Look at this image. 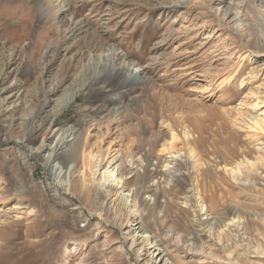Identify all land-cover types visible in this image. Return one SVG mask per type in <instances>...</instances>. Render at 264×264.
I'll list each match as a JSON object with an SVG mask.
<instances>
[{
  "label": "rangeland",
  "instance_id": "374dc122",
  "mask_svg": "<svg viewBox=\"0 0 264 264\" xmlns=\"http://www.w3.org/2000/svg\"><path fill=\"white\" fill-rule=\"evenodd\" d=\"M21 1L0 0V264H133L125 218L182 264H264V0ZM114 53L135 72L102 71Z\"/></svg>",
  "mask_w": 264,
  "mask_h": 264
},
{
  "label": "bare ground",
  "instance_id": "6f19581e",
  "mask_svg": "<svg viewBox=\"0 0 264 264\" xmlns=\"http://www.w3.org/2000/svg\"><path fill=\"white\" fill-rule=\"evenodd\" d=\"M23 2H24V0L21 1V4H23ZM67 6H68V2L67 1H63V4L59 7V9H61L63 7H67ZM23 9H25V11H23V13L27 14L26 10L28 9V7H24ZM115 55H117V54L114 53L111 58L105 57L104 63L101 64V70L107 73L108 72L107 66L111 65L110 71L115 70L116 74H121V73L128 72L129 68H125L124 69L123 65L114 64V62L116 60L114 58ZM133 72H135V71H131L130 74L133 73ZM137 76H138V73H137ZM107 77L108 76L105 74L104 77H103L104 82L107 80ZM262 121H264V120H262ZM176 140H177L176 134L171 133L170 141H168L167 143H165L163 145V149L167 150L168 152H171L172 151L171 149H173L174 143H175ZM67 141H68V139H65V137H60L58 139V141L56 142L55 146L52 148L53 152L51 153V156L52 157H57L59 154H61V152L63 151ZM76 146L74 148H76ZM84 156L85 157H83V158H85V161H89V162H91V159L94 158L93 154H90V156L88 154L84 155ZM100 166H101V162H99L97 160V162L93 164V168L95 167L93 172L95 173V171H97L100 168ZM102 178L104 180H109V184L112 185L111 184L113 182L112 179H114L116 177H114L113 172L108 169V166H106L104 168L103 172H102ZM114 181H115L116 184L120 183L118 178H117V180L114 179ZM112 187L114 188V186H112ZM124 191L125 190L123 189L122 192H124ZM128 196H130V197L133 196L132 199H131V200H133V202H128L130 200V198ZM110 197H112V198L110 199V201L107 202L108 203L107 210H109L110 213L112 214L111 221H113V222H117L118 221V220L115 221V219L113 218L114 217L113 216L114 213L118 209H120L122 211L126 210V211H129V212L130 211H136V208H137L136 206L137 205H136V201H135V195L133 193L130 194L129 191L125 192V193H116V192H114V193H112V195ZM185 197H186V201H188L189 200V196L186 195ZM202 202H201V207L203 206ZM208 206H206V208H205L206 211L209 210ZM124 216H126V215H124ZM129 219L130 218H125V220L120 219L119 222H117V223H118L119 226L131 227L135 231V233L133 234V237L130 240V247L133 246V245H136V249L134 250V261H135V263H133V264H136V263H138V264H182L180 259H178L176 257L173 258V259H170L167 256L168 249L165 248L164 246H161V244L159 243V239L155 238L150 233L148 234V232H146L145 229L143 228V226L140 224L139 220H137L135 218V219H132V221L131 220L129 221ZM213 234H214V232L212 231V229L211 228L208 229L209 240H211V237H213ZM217 240H218V242H216V243L219 244L220 239L217 238ZM179 242H180V240L177 241V243H179ZM222 247H224L223 244H222ZM251 247H252L251 245H248L247 249H250ZM146 251H150V254L149 255L146 254L148 257L147 258L146 257L143 258L144 257L143 255H144V253ZM251 252L253 253L254 256H259L260 254L261 255L264 254V252H262V250H259L258 247H255V250H253ZM209 254H212V253L209 252ZM233 264H238V262L237 261H233Z\"/></svg>",
  "mask_w": 264,
  "mask_h": 264
}]
</instances>
